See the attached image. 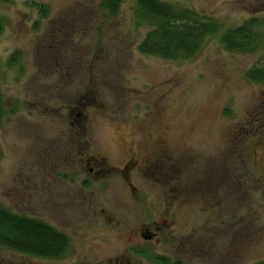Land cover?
<instances>
[{
	"label": "rangeland",
	"instance_id": "374dc122",
	"mask_svg": "<svg viewBox=\"0 0 264 264\" xmlns=\"http://www.w3.org/2000/svg\"><path fill=\"white\" fill-rule=\"evenodd\" d=\"M103 1L0 0V207L70 241L59 259L0 246V264H264V84L247 79L264 48L220 40L264 23V0H160L220 25L189 60L144 55L138 0Z\"/></svg>",
	"mask_w": 264,
	"mask_h": 264
},
{
	"label": "trees",
	"instance_id": "16d2710c",
	"mask_svg": "<svg viewBox=\"0 0 264 264\" xmlns=\"http://www.w3.org/2000/svg\"><path fill=\"white\" fill-rule=\"evenodd\" d=\"M125 0H104L101 7L116 13ZM137 16L153 30L140 46L144 55L165 60L192 59L210 37L217 35L220 25L210 19L183 9H176L160 0H138ZM3 22L0 20V35ZM226 50L254 53L264 48V23L255 19L227 31L221 37ZM247 79L264 84V67L247 73ZM0 246L21 255L38 259H59L70 247L69 239L50 225L27 217L14 215L0 207Z\"/></svg>",
	"mask_w": 264,
	"mask_h": 264
},
{
	"label": "flooded vegetation",
	"instance_id": "af4514ba",
	"mask_svg": "<svg viewBox=\"0 0 264 264\" xmlns=\"http://www.w3.org/2000/svg\"><path fill=\"white\" fill-rule=\"evenodd\" d=\"M264 151V150H263ZM263 161V160H262ZM262 161H259L257 164H261V162ZM83 165H85V167H87V169L89 170V172L91 173V174H94V173H98L99 172V170L98 169H96L98 166H100L101 165V163H100V161L99 160H96V159H94V158H83V159H81V161H80ZM85 163V164H84ZM100 164V165H99ZM127 165V164H126ZM263 166H264V164L262 163V167L261 168H263ZM125 170H127V168H126V166H124V168L123 169H121V171H124L125 172Z\"/></svg>",
	"mask_w": 264,
	"mask_h": 264
}]
</instances>
